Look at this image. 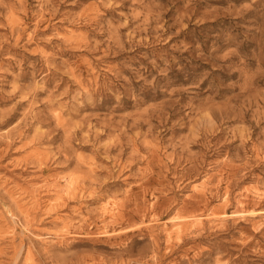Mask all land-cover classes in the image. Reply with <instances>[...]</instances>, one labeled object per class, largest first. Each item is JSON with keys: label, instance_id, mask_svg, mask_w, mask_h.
Listing matches in <instances>:
<instances>
[{"label": "rangeland", "instance_id": "374dc122", "mask_svg": "<svg viewBox=\"0 0 264 264\" xmlns=\"http://www.w3.org/2000/svg\"><path fill=\"white\" fill-rule=\"evenodd\" d=\"M263 212L264 0H0V264H264Z\"/></svg>", "mask_w": 264, "mask_h": 264}, {"label": "bare ground", "instance_id": "6f19581e", "mask_svg": "<svg viewBox=\"0 0 264 264\" xmlns=\"http://www.w3.org/2000/svg\"><path fill=\"white\" fill-rule=\"evenodd\" d=\"M69 32H70V31H69ZM68 34H69V33H68ZM70 34H71V33H70ZM70 37H71V36H70ZM78 80H79V78H78ZM79 84H81V83H79ZM82 90H83V89H82ZM85 91H86V90H84V92H85ZM167 156H169V155H167ZM167 158H170V156L167 157ZM171 158H172V157H171ZM171 160H172V159H171ZM203 182H204V181H203ZM201 184H202V183H201ZM201 184H200V185H201ZM204 184H205V182H204ZM204 184H203V185H204ZM208 184H209V183H208ZM203 185H201V186H203ZM216 185H217V184H216ZM198 186H199V185H198ZM198 186H197V188H198ZM201 186H199V187H201ZM207 187H209V186L207 185ZM201 188H202V187H201ZM203 189H204V186H203ZM128 190H131V189H128ZM197 190H198V189H197ZM205 190H206V189H205ZM205 190H204V191H205ZM125 192H127V190H126ZM194 192H195V191H194ZM200 192H201V189H200ZM211 192H212V191H211ZM217 192H218V190L216 191V193H217ZM227 192H228V191H227ZM209 193H210V191H209ZM257 193H258V192H257ZM262 194H263V193H262ZM197 195H198V194H197ZM72 196H73V195H72ZM222 196H223V195H222ZM68 197H69V196H68ZM224 197H226V196H224ZM156 198H157V197H156ZM221 198H222V197H221ZM222 199H224V198H222ZM225 199H226V198H225ZM259 199H260V198H259ZM152 200H153V199H152ZM154 201H155V200H154ZM157 201H158V200H157ZM227 201H228V200H227ZM147 202H148V201H147ZM223 202H224V200H223ZM152 204H153V203H152ZM150 205H151V204H150ZM227 205H228V204H227ZM222 206H223V204H222ZM152 207H153V206H152ZM223 207H224V206H223ZM225 207H226V205H225ZM225 207H224V208H225ZM229 207H231V206L229 205ZM241 207H244V205L241 206ZM254 209H255V208H254ZM150 210H151V208H150ZM225 211H226V210H225ZM174 213H175V212H174ZM263 213H264V212H263ZM236 214H237L238 216H244V215H245L244 211H242V212H240V213H237V212H236ZM252 214L254 215V213H252ZM252 214H251V215H252ZM261 214H262V213H261ZM10 215H11V214H10ZM209 215H210V214H208V216H209ZM237 215H236V216H237ZM214 216H215V215H214ZM224 216H225V214L222 215V217H224ZM247 216H248V214H247ZM192 217H193V216H192ZM234 217H235V216H234ZM249 217H251V216H249ZM252 217H253V216H252ZM260 217H261V216H260ZM190 218H191V217H190ZM207 218H208V217H207ZM236 218H237V217H236ZM99 219H100V217H99ZM184 219H185V218H184ZM202 219H203V218H202ZM216 219H217V218H216ZM220 219H222V218H220ZM220 219H219V220H220ZM185 220H186V219H185ZM191 220H192V219H191ZM237 220H238V219H237ZM187 221H188V220H187ZM200 221H203V220H200ZM213 221H214V220H212V222H213ZM234 221H235V220H234ZM248 221H249V220H248ZM184 222H185V221H184ZM184 222H183L181 219H176V220H174L173 223L171 224V229H172L171 234L174 233V234L176 235V238L179 237L180 234H181L182 232H184L187 228L192 227V226H195V225H197V224L199 223V222H197V221H196V223H194V222H193V223H189V222H188L189 224H186V223H184ZM209 222H210V221H209ZM241 222H242V221H241ZM243 222H244V221H243ZM226 223H227V222H226ZM235 223H236V221H235ZM237 223H238V222H237ZM237 223H236V224H237ZM209 224H210V223H209ZM209 224H208V225H209ZM214 224H215V223H214ZM198 225H199V224H198ZM221 225H222V224H221ZM221 225H220V226H221ZM223 225H224V224H223ZM230 225H231V224H230ZM232 225H233V224H232ZM201 226H202V224H201ZM211 226H212V225H211ZM220 226H219V227H220ZM258 226H260V225H258ZM258 226H257V227H258ZM106 227H107V226H106ZM222 227H223V226H222ZM257 227H256V228H257ZM167 228H168V227H167ZM193 228H194V227H193ZM200 228H201V227H200ZM202 228H203V227H202ZM171 229H170V230H171ZM217 229H218V228H217ZM223 229H224V228H223ZM103 230H104V229H103ZM103 230H102V231H103ZM218 230H219V229H218ZM252 230H254V229H252ZM102 231H101V232H102ZM209 231H210V229H209ZM214 231H216V230H214ZM220 231H221V229H220ZM258 231H259V230H258ZM61 232H62V231H61ZM165 232H166V231H165ZM187 232H188V231H187ZM253 232H254V231H253ZM105 233H106V232H105ZM107 233H108V231H107ZM107 233H106V234H107ZM190 233H191V232H190ZM193 233H194V232H193ZM171 234H170V235H171ZM164 235H165V234H164ZM182 235H183V234H182ZM190 235H191V234H190ZM35 236H36V235H35ZM106 236H109V235H106ZM167 236H168V235H167ZM174 237H175V236H174ZM183 237H184V236H183ZM166 238H167V237H166ZM169 238L171 239L172 237L169 236ZM240 238H241V237H240ZM243 238H244V237H243ZM243 238H242V239H243ZM245 238H246V237H245ZM240 241H241V240H240ZM242 242L244 243V241H242ZM63 243H64V242H63ZM174 243H175V242H174ZM178 243H179V242H178ZM165 244H166V243H165ZM169 244H170V243H169ZM243 245H244V244H243ZM18 251H19V250H18ZM20 252H21V251H20ZM219 253H220V251H219ZM27 256H28V255H27ZM25 257H26V256H25Z\"/></svg>", "mask_w": 264, "mask_h": 264}]
</instances>
